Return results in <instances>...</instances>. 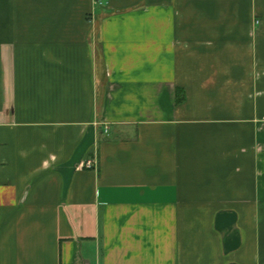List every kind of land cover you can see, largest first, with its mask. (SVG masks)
<instances>
[{"label":"crops","instance_id":"0c3cea01","mask_svg":"<svg viewBox=\"0 0 264 264\" xmlns=\"http://www.w3.org/2000/svg\"><path fill=\"white\" fill-rule=\"evenodd\" d=\"M103 1L0 0V264H264V0Z\"/></svg>","mask_w":264,"mask_h":264},{"label":"built area","instance_id":"2783aa9c","mask_svg":"<svg viewBox=\"0 0 264 264\" xmlns=\"http://www.w3.org/2000/svg\"><path fill=\"white\" fill-rule=\"evenodd\" d=\"M97 4L99 6H103L104 5V1L103 0H97ZM80 166L84 167V168L92 169V168H95V163H94L93 160L87 159L86 161L81 163Z\"/></svg>","mask_w":264,"mask_h":264}]
</instances>
